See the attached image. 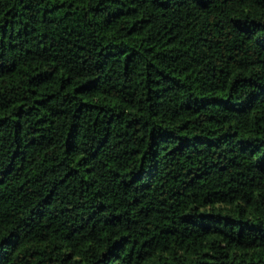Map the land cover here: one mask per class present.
I'll use <instances>...</instances> for the list:
<instances>
[{
    "label": "trees",
    "instance_id": "trees-1",
    "mask_svg": "<svg viewBox=\"0 0 264 264\" xmlns=\"http://www.w3.org/2000/svg\"><path fill=\"white\" fill-rule=\"evenodd\" d=\"M0 264H264V0H0Z\"/></svg>",
    "mask_w": 264,
    "mask_h": 264
}]
</instances>
